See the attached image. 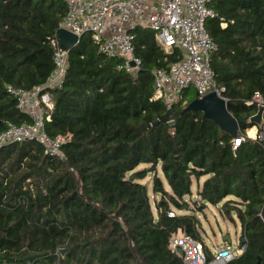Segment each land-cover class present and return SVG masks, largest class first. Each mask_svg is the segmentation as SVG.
<instances>
[{
    "label": "trees",
    "instance_id": "16d2710c",
    "mask_svg": "<svg viewBox=\"0 0 264 264\" xmlns=\"http://www.w3.org/2000/svg\"><path fill=\"white\" fill-rule=\"evenodd\" d=\"M211 5V65L229 110L247 121L238 131L245 135L256 111L246 101L264 96V0ZM65 12L64 0H0V132L9 121H31L6 85L47 82L50 39ZM131 32L142 59L136 75L119 68L122 56L101 52L91 33L68 51L45 121L48 135L63 137V156L35 139L0 147V264H184L170 239L183 231L208 251L196 215L205 202L241 225L246 249L227 264H264V141L245 136L234 148L214 120L184 111L196 91L171 107L152 99L153 71L181 50L165 52L148 27ZM206 174L191 202L193 180Z\"/></svg>",
    "mask_w": 264,
    "mask_h": 264
},
{
    "label": "built area",
    "instance_id": "2783aa9c",
    "mask_svg": "<svg viewBox=\"0 0 264 264\" xmlns=\"http://www.w3.org/2000/svg\"><path fill=\"white\" fill-rule=\"evenodd\" d=\"M66 12L58 22V28H66L79 36L88 32L98 44L99 50L108 55H120L123 58L119 68H125L136 75L141 68L142 59L135 52V37L131 29L145 26L155 33V38L165 52L181 50L178 60L167 68H156L154 74V92L152 99L162 100L168 107L178 101L183 91L193 88L198 97L211 91L228 99L224 95L225 86L216 81L211 65V55L218 44L206 29L208 18L217 13L211 3L214 0H64ZM53 47L54 68L47 82L26 89L7 84V90L17 98L21 111L28 114L30 122L17 124L9 121L0 132V147L14 141L35 139L41 142L47 152L63 156L62 136L51 137L45 130V121L51 119L54 108L51 89L59 86L67 69V54L60 46L57 32L50 39ZM133 63V64H132ZM247 104H264V96L255 92L246 101ZM253 134L248 127L245 135L232 140L236 148L248 136L264 141V113L262 125L256 126ZM199 199V197L197 198ZM175 212L169 211L173 216ZM170 248L178 253L182 249L184 264H227L242 254L246 244L241 240L225 242L214 248L197 237L178 231L170 239ZM179 254V253H178Z\"/></svg>",
    "mask_w": 264,
    "mask_h": 264
},
{
    "label": "water",
    "instance_id": "95a60500",
    "mask_svg": "<svg viewBox=\"0 0 264 264\" xmlns=\"http://www.w3.org/2000/svg\"><path fill=\"white\" fill-rule=\"evenodd\" d=\"M57 35L60 41V46L63 50L69 51L76 46L80 40V36L66 28H58ZM133 64V63H132ZM232 102L229 99H225L219 96L215 91H211L201 97H196L190 101L185 107L184 111H201L204 117L214 120L219 126L228 131L232 136H239V129L244 126L247 121L237 119L229 110ZM171 108H169V112ZM264 113V104H259L256 107V111L250 116L249 122L251 125L260 127L262 125V117ZM157 120H154L156 123ZM170 124H174V120L170 121ZM223 239L227 243L231 242L229 234L223 236ZM65 253L66 249L60 250ZM179 255H182V249L178 250Z\"/></svg>",
    "mask_w": 264,
    "mask_h": 264
},
{
    "label": "rangeland",
    "instance_id": "374dc122",
    "mask_svg": "<svg viewBox=\"0 0 264 264\" xmlns=\"http://www.w3.org/2000/svg\"><path fill=\"white\" fill-rule=\"evenodd\" d=\"M190 92H193V88L190 89ZM152 174L153 173H150L144 178V181L149 182L151 191L152 184L150 181L153 177ZM205 178L206 176H203L199 183L197 180H193L192 195L186 196V198L190 199L191 202L198 198V190ZM204 204L205 205L200 206V209H198L196 215L201 222L200 232L208 245L211 248H214L217 243H219L220 246L224 245V234H229L232 241L236 242L241 233V225L238 219H236V222H233L223 216L220 213V204L216 205L209 202H205Z\"/></svg>",
    "mask_w": 264,
    "mask_h": 264
},
{
    "label": "crops",
    "instance_id": "0c3cea01",
    "mask_svg": "<svg viewBox=\"0 0 264 264\" xmlns=\"http://www.w3.org/2000/svg\"><path fill=\"white\" fill-rule=\"evenodd\" d=\"M190 89H191V88H189L188 90H190ZM193 91H195V90L193 89ZM203 176H206V178H207V177H209V174L202 175L200 178H195L194 180H197V182L199 183ZM206 178H205V179H206ZM153 195H155V193H153ZM224 235H226V234H224ZM239 236H240V235H239ZM238 239H239V237H238ZM224 240H225V239H224ZM231 241H232V239H231ZM225 242H227V241L225 240Z\"/></svg>",
    "mask_w": 264,
    "mask_h": 264
},
{
    "label": "bare ground",
    "instance_id": "6f19581e",
    "mask_svg": "<svg viewBox=\"0 0 264 264\" xmlns=\"http://www.w3.org/2000/svg\"><path fill=\"white\" fill-rule=\"evenodd\" d=\"M247 129H248L249 133L253 134L255 129H256V127H255V125H252L251 127H248Z\"/></svg>",
    "mask_w": 264,
    "mask_h": 264
}]
</instances>
